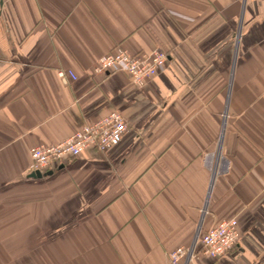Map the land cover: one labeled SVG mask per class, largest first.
I'll use <instances>...</instances> for the list:
<instances>
[{
	"label": "crops",
	"instance_id": "crops-1",
	"mask_svg": "<svg viewBox=\"0 0 264 264\" xmlns=\"http://www.w3.org/2000/svg\"><path fill=\"white\" fill-rule=\"evenodd\" d=\"M118 47L168 61L96 72ZM111 111L116 145L27 177L31 147ZM263 154L264 0H0V264H172L228 218L233 249L176 264H264Z\"/></svg>",
	"mask_w": 264,
	"mask_h": 264
},
{
	"label": "built area",
	"instance_id": "built-area-1",
	"mask_svg": "<svg viewBox=\"0 0 264 264\" xmlns=\"http://www.w3.org/2000/svg\"><path fill=\"white\" fill-rule=\"evenodd\" d=\"M167 61V53L160 49L130 53L118 47L102 55L94 70L96 72L118 71L125 74L133 84L142 86L163 71ZM58 74L63 80L68 76L74 78V74L70 71L67 73L59 71ZM125 131L126 123L122 115L117 111H111L94 122L84 125L58 143L38 144L31 147L29 173L33 171L44 173L51 165L75 157L87 148L106 151L120 141ZM196 240L204 255L214 259L221 257L238 243L237 222L235 218L223 219L199 233ZM188 254L192 255V249L186 251L184 247H177L169 253V257L172 264H176L181 257Z\"/></svg>",
	"mask_w": 264,
	"mask_h": 264
},
{
	"label": "water",
	"instance_id": "water-1",
	"mask_svg": "<svg viewBox=\"0 0 264 264\" xmlns=\"http://www.w3.org/2000/svg\"><path fill=\"white\" fill-rule=\"evenodd\" d=\"M51 174V171H46L44 173H41L39 171H33V172H30L27 174V177H30V178H40L42 176H45V175H49Z\"/></svg>",
	"mask_w": 264,
	"mask_h": 264
},
{
	"label": "rangeland",
	"instance_id": "rangeland-1",
	"mask_svg": "<svg viewBox=\"0 0 264 264\" xmlns=\"http://www.w3.org/2000/svg\"><path fill=\"white\" fill-rule=\"evenodd\" d=\"M147 82H148V81H147ZM196 237H197V236H196ZM195 243L197 244V243H198V241H197V240H195ZM198 244H199V243H198ZM197 248H198V249H197V250H198V252H196V248H195V247H192V250H193V251H192V254H194L195 252H196V253H199V252H200V253H202V254H203V252L201 251V249H200L199 247H197ZM224 255H225V254H224ZM224 255H223V256H224ZM219 258H221V257H217V258H216V260H218Z\"/></svg>",
	"mask_w": 264,
	"mask_h": 264
},
{
	"label": "trees",
	"instance_id": "trees-1",
	"mask_svg": "<svg viewBox=\"0 0 264 264\" xmlns=\"http://www.w3.org/2000/svg\"><path fill=\"white\" fill-rule=\"evenodd\" d=\"M234 247H235V246H234ZM234 247H233V248H234ZM233 248H231V249H233ZM231 249H230V250H231ZM230 250H229V251H230Z\"/></svg>",
	"mask_w": 264,
	"mask_h": 264
}]
</instances>
